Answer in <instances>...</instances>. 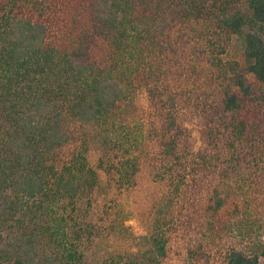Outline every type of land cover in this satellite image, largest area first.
Here are the masks:
<instances>
[{"label":"trees","instance_id":"trees-1","mask_svg":"<svg viewBox=\"0 0 264 264\" xmlns=\"http://www.w3.org/2000/svg\"><path fill=\"white\" fill-rule=\"evenodd\" d=\"M179 26L185 28L180 39L197 38L194 76L206 87L203 145L191 146L175 105L151 91L156 128L121 160V175L123 168L133 176L153 164L169 183L164 192L192 190L199 181L213 192H264V0H248L244 8L230 0H0V264H79L62 230L43 220L58 199L95 184L96 172L82 155L54 162L52 153L68 140L63 122H103L109 136L120 133L117 111L136 78L166 54ZM203 38L212 39L209 50ZM232 39L242 64L219 55ZM236 142L245 149L239 152ZM172 202L169 196L156 211L151 254L158 261L166 255L161 226L172 218ZM222 205L217 200L209 216L191 215L210 222ZM47 237L66 250L65 260L59 248L40 254ZM222 264L260 262L230 249Z\"/></svg>","mask_w":264,"mask_h":264},{"label":"rangeland","instance_id":"rangeland-1","mask_svg":"<svg viewBox=\"0 0 264 264\" xmlns=\"http://www.w3.org/2000/svg\"><path fill=\"white\" fill-rule=\"evenodd\" d=\"M230 1L244 8L248 0ZM184 29L179 26L170 33L166 54L153 59L151 70L145 69L136 78L129 97L117 111L115 120L120 133L109 136L103 122H63L68 140L52 153L54 162L61 165L82 155L96 172L95 184L74 196L58 199L54 213L43 220L48 228L62 230L59 234L65 247L80 254L79 264H222L230 249L255 254L264 264V192H213L206 181H199L192 190L187 185L184 192H164L169 183L155 173L153 164L142 165L133 176L129 175L130 167L120 173L121 160L136 154L145 137L156 128L152 125V109L148 108L151 91L167 107L175 105L178 127L191 146L197 149L203 145L206 119L201 110L202 103L206 104L202 97L206 87L194 76L197 38L180 39ZM210 40L200 41L207 50ZM228 48L227 53L219 55L235 58L242 64L234 39ZM245 77L253 81L252 75L247 73ZM224 145L228 148L229 143ZM236 147L240 152L246 146L236 142ZM222 166L226 165H218L217 170ZM169 196L173 201L172 218L168 226H161L167 237L166 255L158 261L151 254V239L158 226L157 208L165 206ZM217 200H222L223 205L210 222L193 219L192 213L209 216ZM51 243L49 237L43 240L40 254L52 251V247L59 248L65 260L66 250Z\"/></svg>","mask_w":264,"mask_h":264}]
</instances>
